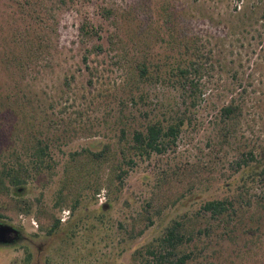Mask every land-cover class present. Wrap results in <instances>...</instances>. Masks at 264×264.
I'll return each mask as SVG.
<instances>
[{
	"label": "rangeland",
	"instance_id": "rangeland-1",
	"mask_svg": "<svg viewBox=\"0 0 264 264\" xmlns=\"http://www.w3.org/2000/svg\"><path fill=\"white\" fill-rule=\"evenodd\" d=\"M165 5L176 13L164 25ZM85 23L96 36L84 37ZM176 30L196 40L190 108L172 84L132 74L140 62L174 64ZM20 32L33 46L17 73L6 63L25 51ZM227 106L230 119L220 113ZM177 116L188 124L163 154L132 156L133 131ZM37 143L48 147L39 172L30 159ZM100 153L89 174L65 184ZM10 166L22 167L23 183L0 192V222L35 242L28 264H177L184 254V264H264V0H0V170ZM225 199L243 213L201 209ZM177 222L182 244L164 249ZM24 246H1L0 264H25Z\"/></svg>",
	"mask_w": 264,
	"mask_h": 264
},
{
	"label": "trees",
	"instance_id": "trees-1",
	"mask_svg": "<svg viewBox=\"0 0 264 264\" xmlns=\"http://www.w3.org/2000/svg\"><path fill=\"white\" fill-rule=\"evenodd\" d=\"M242 3H244L246 0H241ZM163 10L160 12V17L163 19V24H168V21H170L171 17L175 15V9L172 8L169 5L163 6ZM248 13L255 14L254 10H250ZM81 33L84 35L85 38H91L93 35H97L95 28L91 26L89 23H85L81 25L80 27ZM24 32V31H23ZM175 33V34H174ZM171 36L169 34V37L173 38L175 42H178L179 46L177 47L178 52L176 55V58H174L175 62L174 64H166L164 65H156V66H149L146 62H140L136 67L133 69V78L135 82H147L151 80H158L162 82H167L172 84L173 88H176L177 90L182 91L183 95L182 103L187 104V108L194 107L196 97L195 93L197 91L198 84L195 82V79L192 78V72H194L196 69H194V63L189 58L188 50L191 49V47L196 42L195 38L189 39L184 38L183 36L180 37L181 32L175 31ZM15 37L17 36V42L20 43L19 45L22 46V48L25 49V51H22L23 54H16L15 52H11L8 57L7 67L9 69H13V71H16L17 73L22 72L21 64L23 61L28 58L31 55V52L29 54V49L33 46L31 39L29 38L28 32L27 34L20 33H14ZM182 47V48H181ZM183 49V50H182ZM235 109L233 107L227 106L220 110L221 116L225 118H231L235 114ZM188 124L186 116H177L173 122H167L166 124H163L162 122L156 120L152 121L151 123H148L143 130H135L131 134V141H130V150L132 151V156L137 157L140 160H144L146 158H149L153 154H163L167 148H169L171 145H173L176 140L178 139V136L182 132V129ZM10 127L9 135L10 137H13V126ZM34 141V140H33ZM38 142V141H37ZM31 164L34 166V169L39 172L44 164L45 157H48L46 150L48 149L47 146H41L40 143L31 145ZM104 154H88L87 158L88 162L82 163L80 166L76 167V171L71 173L67 180L65 181V184H73L77 177L80 176H86L90 173V169H88L90 163L91 167L94 166L97 160H99L101 157H103ZM129 158L126 160L127 165H132L134 163L133 159ZM80 167V168H79ZM247 170L245 171L247 174V178H254L257 175L255 174V168L254 166H249V164H246ZM22 167L20 166L18 169H16L14 166L10 167H4L0 170V192L5 193L8 190V186H17L23 183V180L21 179V173ZM86 172V173H84ZM244 173V172H243ZM245 174V173H244ZM258 175L263 176L264 178V170L262 169V172ZM256 179V178H255ZM253 179V182L255 181ZM250 184L248 181H244V183L241 184V190H246L244 187L245 185ZM100 189H96L94 193H99ZM63 191L61 190L59 192L58 200L56 205L61 209L62 208V196ZM242 194L243 193L241 192ZM79 205V201L75 202L74 207L71 208V210H74ZM104 206H101V211L104 212ZM206 214H209L211 217H221L226 218L231 215H237L242 214L244 207L238 203V201H230V200H211L207 201L202 205L201 208ZM60 226V220L57 219L54 221V224L48 229V234L52 235L54 231L57 230V228ZM184 225L180 223H176L172 225L165 234V238L161 240V246L166 249L167 247H171L175 249L177 245L182 244L183 238L185 237L183 230ZM142 231L139 233L141 234ZM184 236V237H183ZM153 254L152 252H149ZM169 255H172L171 252H169ZM191 257V254H184L177 260V264H184L187 260H189ZM165 263V257H159L158 263Z\"/></svg>",
	"mask_w": 264,
	"mask_h": 264
},
{
	"label": "flooded vegetation",
	"instance_id": "flooded-vegetation-1",
	"mask_svg": "<svg viewBox=\"0 0 264 264\" xmlns=\"http://www.w3.org/2000/svg\"><path fill=\"white\" fill-rule=\"evenodd\" d=\"M11 227H13L17 231V235L12 234L10 237L11 240L8 239L10 242H8L6 244H0V247L1 246L18 245L22 241H27L28 246H26V247L24 246L22 253L24 254V259H23L24 263L28 264L33 259L32 253H30L28 250L30 249L31 246L33 247L36 244L32 240L25 237L23 231L20 228L15 227V226H11ZM36 250L38 253H40L43 250V246L37 244Z\"/></svg>",
	"mask_w": 264,
	"mask_h": 264
},
{
	"label": "water",
	"instance_id": "water-1",
	"mask_svg": "<svg viewBox=\"0 0 264 264\" xmlns=\"http://www.w3.org/2000/svg\"><path fill=\"white\" fill-rule=\"evenodd\" d=\"M104 209H106V205L104 206ZM12 234L17 235V231L10 225L0 222V244L10 242L8 239H10Z\"/></svg>",
	"mask_w": 264,
	"mask_h": 264
}]
</instances>
